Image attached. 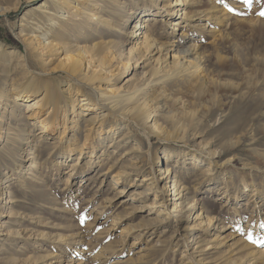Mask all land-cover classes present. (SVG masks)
Listing matches in <instances>:
<instances>
[{"label":"rangeland","instance_id":"1","mask_svg":"<svg viewBox=\"0 0 264 264\" xmlns=\"http://www.w3.org/2000/svg\"><path fill=\"white\" fill-rule=\"evenodd\" d=\"M42 1L0 0L3 93L23 82L28 60L23 36L29 33L32 9ZM115 1L104 2L103 10L116 16V29L127 26L123 41L134 33L130 23L138 14L154 7L158 16L148 17V23H159L157 31L168 34L159 41L175 37L170 23L181 13L178 7H173L175 17L164 11L170 10V1ZM215 1L221 5L223 0H201L199 9H210ZM232 1L229 23L211 33L207 25L202 32L200 85L166 92L170 121L160 116L155 128L142 131L120 118L111 120L114 125L109 120L95 137L94 149H85L79 161L78 152L65 159L57 136H50L47 151L40 142L31 148L28 157L38 149L43 153L31 174L25 151L30 140L44 135L30 117L28 105L34 102L10 101L4 118L0 111L1 135L7 129L16 134V144L0 158V264H238V259L246 262L247 254L253 259L247 264H259L255 258L264 251V0ZM111 38L107 30L104 40ZM130 47L122 46L123 57ZM150 68L149 63L135 77L145 78L142 73ZM133 75L116 80L115 87L124 88ZM65 90L61 85L63 95ZM63 95L65 109L69 102ZM62 115L61 110L60 123ZM94 117L85 112L69 136L82 145ZM5 146L2 139L0 151ZM165 154L171 155L163 160L167 163L156 167ZM164 172L170 173V182ZM174 186L187 199L170 202L175 198L170 189L160 195ZM194 202L206 211L198 228L193 215L182 222L166 215Z\"/></svg>","mask_w":264,"mask_h":264},{"label":"bare ground","instance_id":"2","mask_svg":"<svg viewBox=\"0 0 264 264\" xmlns=\"http://www.w3.org/2000/svg\"><path fill=\"white\" fill-rule=\"evenodd\" d=\"M168 1L171 5L166 8L170 10L164 11L175 17L173 7H178L177 11L181 15L178 20L174 19L170 23V29L175 37L167 42L159 41L160 38L168 36L157 31L159 23H148L150 22L148 17L158 16L154 13L158 7L140 12L136 22L133 15L130 16L128 21L133 20L130 21V28L133 27L134 33L128 41H123L125 38L123 36H128L127 32L123 31L127 26L122 31L116 29L113 21L116 16L107 12L106 7L103 10L104 2L105 5H114L115 0H46L32 9L36 13H32L33 17L28 22L29 33L23 36L25 51L28 54L23 82L12 85V90L6 93L0 90V111L4 110L3 118L10 101L15 103L21 99L26 103L34 102L28 105V109H31L30 117L35 120L34 126L41 130L39 135H44L29 141V147L25 151L27 157L24 160L29 162L27 172L34 173L37 160L43 155L41 149H38L39 152L28 157L31 155V148L40 142L44 146L43 150L47 151L49 147L45 145L50 136H57L56 146L66 153L65 159L78 152L79 161L82 155L87 154L85 149H94L95 137L101 135L109 120L120 118L144 131L145 128H155L156 120L160 116L167 121L173 119L168 110L169 94L166 92H177L179 88L200 85L204 73L203 43L206 38L202 32L208 30L207 25L210 27L209 33L215 31V27H225L230 21L233 1L223 0L221 5H217L215 1L207 10L199 9L201 0H176L174 4L173 0ZM154 2L157 4L158 0ZM209 3H213V0H209ZM204 21L206 23H203ZM196 22L199 24H195ZM89 30L90 34L87 33ZM107 30L112 37L109 41L104 40ZM188 35L191 36L187 42L185 37ZM113 38H119L122 42L116 43ZM125 43L131 47L123 57L120 49ZM149 63L150 70L142 73L146 77L143 79L135 77L137 71L141 68L144 70ZM132 72L134 77L127 81L124 88L115 87L116 80ZM61 85L66 86L64 95L61 92ZM61 95L68 99L70 108L64 109ZM61 110L63 115L60 123ZM89 111L95 117L89 120L88 133L81 145L79 138H71L69 135L79 128V117ZM14 114V109L11 112L9 110V115ZM14 120L11 127L18 123L17 118ZM111 124L114 125L115 121H111ZM2 131L0 123V142L2 139L6 141V146L0 151V158L7 153L9 145L16 144L15 133H10L7 129L4 136L1 135ZM91 154L93 155L94 151ZM200 154L207 157L206 153ZM170 157V154L161 156L155 166L161 167L163 163H167L163 160ZM40 175H34V182L38 183ZM163 175H165L163 179L168 182L170 173L164 172ZM21 179L25 180L24 177ZM169 189L175 196L170 202L187 199V193L176 186L162 189L160 195L165 196ZM162 207L165 208L164 204ZM205 213V208L194 202L190 207L189 203L183 206L180 204L166 215L170 218L174 216L180 222L184 221L187 215H193L195 223L197 222L195 228H198L203 225ZM206 222L211 224L210 219H206ZM258 254L263 257L255 259L259 264H264V251ZM251 255L243 256L246 262L238 259L237 263H252L253 259L249 261L245 258H250Z\"/></svg>","mask_w":264,"mask_h":264},{"label":"snow or ice","instance_id":"3","mask_svg":"<svg viewBox=\"0 0 264 264\" xmlns=\"http://www.w3.org/2000/svg\"><path fill=\"white\" fill-rule=\"evenodd\" d=\"M261 15H264V13H261Z\"/></svg>","mask_w":264,"mask_h":264}]
</instances>
